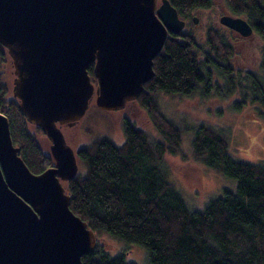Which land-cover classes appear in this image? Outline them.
Masks as SVG:
<instances>
[{"label": "trees", "instance_id": "obj_1", "mask_svg": "<svg viewBox=\"0 0 264 264\" xmlns=\"http://www.w3.org/2000/svg\"><path fill=\"white\" fill-rule=\"evenodd\" d=\"M168 1L185 28L168 33L153 60L154 77L135 101L159 139L151 141L144 130L123 117L121 144L102 137L78 146V173L65 184L69 208L96 236L107 234L123 245L144 248L145 264H264V163L235 159L223 131L205 124L176 123L165 116L157 100L158 94L188 97L201 91L228 97L238 91L241 100L234 102L235 110L252 105L264 117V44L258 70L234 69L230 64L234 50L225 34L207 27L204 50L193 30L192 13L210 9L213 0ZM224 3L264 43V0ZM8 62L10 57L0 44V113L8 120L19 156L30 172L40 174L53 162L36 139L41 130H29L18 101L10 94L3 77ZM88 73L95 84L92 66ZM212 76L223 83H216ZM189 131L192 159L232 185H224L203 209L186 203L163 164L165 155L187 159L181 143ZM81 260L82 264H134L125 261L124 251L110 256L98 243Z\"/></svg>", "mask_w": 264, "mask_h": 264}, {"label": "water", "instance_id": "obj_2", "mask_svg": "<svg viewBox=\"0 0 264 264\" xmlns=\"http://www.w3.org/2000/svg\"><path fill=\"white\" fill-rule=\"evenodd\" d=\"M219 23L241 37L253 34L239 16L222 15ZM184 28L168 0H0L11 94L50 141L53 162L30 172L0 113V264H82L94 252V231L69 208L65 184L79 166L61 128L78 123L92 101L104 111L136 101L168 33Z\"/></svg>", "mask_w": 264, "mask_h": 264}, {"label": "rangeland", "instance_id": "obj_3", "mask_svg": "<svg viewBox=\"0 0 264 264\" xmlns=\"http://www.w3.org/2000/svg\"><path fill=\"white\" fill-rule=\"evenodd\" d=\"M222 15L238 17L227 9L224 0H214L210 9L192 13L193 20L196 21L193 30L198 43L207 50L203 46L204 32L207 27H213L225 34L232 44L234 50L230 60L232 68L258 70L263 41L254 33L248 37H241L238 33L222 26L219 23V17ZM211 73L215 71L212 70ZM3 74L11 94L14 75L10 62L4 66ZM212 77L216 83H223L216 76ZM203 94L201 91L188 97L158 94L157 100L165 116L176 123L188 126L205 124L223 131L226 134L229 153L235 159L247 163H264V117H261L252 105L244 104L240 110H235L234 102L241 100L238 91L228 97L210 92ZM123 117L144 130L151 141L159 139L158 132L149 121L146 112L140 109L135 101L127 102L125 107L118 111L101 110L92 101L78 123L71 127L63 126L61 130L66 144L73 151L95 138L104 137L115 144H121L124 139L121 125ZM29 130L34 133V126L29 125ZM190 136L191 131L185 133L181 143L187 159L165 155L163 164L168 171L169 179L180 190L186 203L193 209H203L211 198L220 195L224 185L228 187L232 185L192 159ZM36 139L43 152L49 154L50 141L42 133H36ZM96 238L102 250L110 256L124 251L126 262L146 263L147 252L144 248L123 245L107 234L98 235Z\"/></svg>", "mask_w": 264, "mask_h": 264}, {"label": "flooded vegetation", "instance_id": "obj_4", "mask_svg": "<svg viewBox=\"0 0 264 264\" xmlns=\"http://www.w3.org/2000/svg\"><path fill=\"white\" fill-rule=\"evenodd\" d=\"M214 1V0H213Z\"/></svg>", "mask_w": 264, "mask_h": 264}]
</instances>
